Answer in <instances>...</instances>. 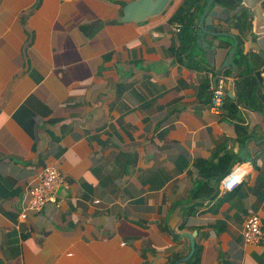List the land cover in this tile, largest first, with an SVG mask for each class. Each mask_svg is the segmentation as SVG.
<instances>
[{"label":"crops","instance_id":"0c3cea01","mask_svg":"<svg viewBox=\"0 0 264 264\" xmlns=\"http://www.w3.org/2000/svg\"><path fill=\"white\" fill-rule=\"evenodd\" d=\"M133 1L0 0V264H264V238L243 236L250 216L264 227V59L247 9L220 1L212 18L238 41L225 66L234 40L213 52L197 35L208 0L123 22ZM47 167L64 178L57 199L21 218ZM206 182L214 193L198 194Z\"/></svg>","mask_w":264,"mask_h":264},{"label":"water","instance_id":"95a60500","mask_svg":"<svg viewBox=\"0 0 264 264\" xmlns=\"http://www.w3.org/2000/svg\"><path fill=\"white\" fill-rule=\"evenodd\" d=\"M170 0H135L131 2L124 8V15L122 18L123 22H141L148 18L154 17L159 15L163 9L166 7ZM220 1H230L232 3L240 2L239 7L237 8V12L242 9L240 15L241 17L244 16V10L247 9L246 12V21L245 25L248 23V29H243L244 39L247 45H251L252 47L256 48L259 54L264 59V0H208L205 8L203 10V14L201 15L199 22H198V32L197 35L200 38L199 42L204 40L206 36H211V40L214 41V46L211 48L213 52L215 49L219 47L221 42L220 40L213 39L216 36H228L234 40V46L231 49L230 53L228 54L226 60L227 63L225 64L228 66H233L232 63V56L235 52L237 46V39L234 34H230L228 32H216L215 26L212 23V18L215 16L219 19H225L224 16L220 15V10L227 8L220 3ZM213 4L212 8L210 6ZM238 17V16H237ZM231 23V21H229ZM250 31V32H249ZM248 33H250L248 35ZM210 49V50H211ZM208 52V51H207ZM225 60V61H226ZM220 72V71H219ZM230 97H233L232 93L228 92ZM247 154V147L246 145L240 147L238 156L245 160ZM211 184H214L211 182ZM196 232L187 233L183 236H186L190 240V251L188 255L182 260H187L194 252V236Z\"/></svg>","mask_w":264,"mask_h":264},{"label":"built area","instance_id":"2783aa9c","mask_svg":"<svg viewBox=\"0 0 264 264\" xmlns=\"http://www.w3.org/2000/svg\"><path fill=\"white\" fill-rule=\"evenodd\" d=\"M210 109L219 113L223 108L227 96V81L221 72L209 74ZM221 180V192L229 191L225 183H230L233 169ZM63 176L54 167H47L43 170L38 182L29 190V198L26 207L20 217L25 218L26 212H38L47 202H54L57 199V188L63 184ZM235 187L232 189L234 190ZM231 190V191H232ZM243 236L248 244H257L264 238V227L257 216H250L244 222Z\"/></svg>","mask_w":264,"mask_h":264},{"label":"clouds","instance_id":"9594fccd","mask_svg":"<svg viewBox=\"0 0 264 264\" xmlns=\"http://www.w3.org/2000/svg\"><path fill=\"white\" fill-rule=\"evenodd\" d=\"M250 166L247 164L240 165L237 168L233 169V173L230 174L231 181L230 183H225L227 186V190L231 191L234 187L238 186L239 184L243 183L246 179Z\"/></svg>","mask_w":264,"mask_h":264},{"label":"trees","instance_id":"16d2710c","mask_svg":"<svg viewBox=\"0 0 264 264\" xmlns=\"http://www.w3.org/2000/svg\"><path fill=\"white\" fill-rule=\"evenodd\" d=\"M201 192L202 193L213 194L214 193V188L208 182H206V183H204V185L202 186L200 191H198V194H201Z\"/></svg>","mask_w":264,"mask_h":264}]
</instances>
